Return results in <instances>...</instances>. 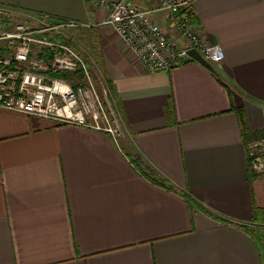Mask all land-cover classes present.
<instances>
[{
  "label": "crops",
  "instance_id": "obj_1",
  "mask_svg": "<svg viewBox=\"0 0 264 264\" xmlns=\"http://www.w3.org/2000/svg\"><path fill=\"white\" fill-rule=\"evenodd\" d=\"M60 1L0 12L105 15ZM191 3L224 49L215 71L188 60L150 72L104 25L77 38L103 69L123 134L0 108V264H264V174L248 157L264 137V0Z\"/></svg>",
  "mask_w": 264,
  "mask_h": 264
},
{
  "label": "built area",
  "instance_id": "obj_2",
  "mask_svg": "<svg viewBox=\"0 0 264 264\" xmlns=\"http://www.w3.org/2000/svg\"><path fill=\"white\" fill-rule=\"evenodd\" d=\"M150 1L141 7L130 0H90L105 12L95 23L40 12L20 21L6 13L7 20L0 18V108L114 138L123 134L124 120L102 67L72 33L95 25L111 28L150 72L170 71L194 60L190 49L213 66L223 62L222 46L207 40L192 20L191 0ZM248 157L252 171L264 174V137L249 142Z\"/></svg>",
  "mask_w": 264,
  "mask_h": 264
},
{
  "label": "rangeland",
  "instance_id": "obj_3",
  "mask_svg": "<svg viewBox=\"0 0 264 264\" xmlns=\"http://www.w3.org/2000/svg\"><path fill=\"white\" fill-rule=\"evenodd\" d=\"M10 2H13L15 4L21 5V6L25 7V8H27V9H30V10L42 9L45 6H50V5L51 6L57 5L59 7L65 6V3L60 1V0H0V7L2 5L3 6H8V4H10ZM2 8H4V7H2ZM6 13H8V12H5L4 14L2 12H0V18H3L4 20H7L6 19L7 18ZM40 13H46V14H49V15H55V16H59V17L73 18V17H69V16H63V15L55 14V13H52V12H40ZM15 22L17 23V21H15ZM83 32H84V30H77L78 34L76 33V37H75L76 38V42H79L78 39L80 38V36L83 38ZM260 223H263L262 226L264 227V221H261ZM260 231H262V230L260 229Z\"/></svg>",
  "mask_w": 264,
  "mask_h": 264
},
{
  "label": "water",
  "instance_id": "obj_4",
  "mask_svg": "<svg viewBox=\"0 0 264 264\" xmlns=\"http://www.w3.org/2000/svg\"><path fill=\"white\" fill-rule=\"evenodd\" d=\"M188 53L190 54V56H191L194 60L198 61L200 64H202L203 66H205V67L208 68L209 70H211V71H215L214 66H213L211 63H209L208 61H206V60L202 57V55H201L196 49H190V50L188 51Z\"/></svg>",
  "mask_w": 264,
  "mask_h": 264
},
{
  "label": "trees",
  "instance_id": "obj_5",
  "mask_svg": "<svg viewBox=\"0 0 264 264\" xmlns=\"http://www.w3.org/2000/svg\"><path fill=\"white\" fill-rule=\"evenodd\" d=\"M191 18H192V20L194 21V22H196L195 20H196V17H195V15L191 12ZM217 78L221 81V82H223V83H225L224 81H223V79L219 76V74H217ZM225 85L227 86V88H228V91H229V93H230V95L232 96L233 94H234V90H233V88H231V86L230 85H228V84H226L225 83ZM112 90V89H111ZM170 113L172 114V116L174 115V113H175V108H174V106L171 108V110H170Z\"/></svg>",
  "mask_w": 264,
  "mask_h": 264
}]
</instances>
